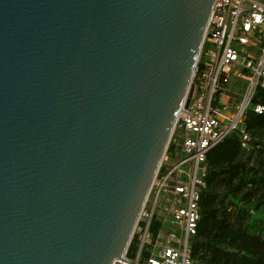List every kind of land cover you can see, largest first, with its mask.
I'll use <instances>...</instances> for the list:
<instances>
[{
  "label": "water",
  "instance_id": "obj_1",
  "mask_svg": "<svg viewBox=\"0 0 264 264\" xmlns=\"http://www.w3.org/2000/svg\"><path fill=\"white\" fill-rule=\"evenodd\" d=\"M212 4L0 0V264H121Z\"/></svg>",
  "mask_w": 264,
  "mask_h": 264
},
{
  "label": "built area",
  "instance_id": "obj_2",
  "mask_svg": "<svg viewBox=\"0 0 264 264\" xmlns=\"http://www.w3.org/2000/svg\"><path fill=\"white\" fill-rule=\"evenodd\" d=\"M203 41L208 47L200 51L192 73L191 100L171 136L173 154H164L134 227L135 255L126 251L121 264H139L145 245L149 252L142 264H203L193 258L190 244L201 219L207 152L235 130L248 149L250 135L242 119L248 109L264 110L251 104L256 87L264 88V1L213 0ZM232 78L246 82L239 98L228 88ZM154 217L161 221L155 238L149 230Z\"/></svg>",
  "mask_w": 264,
  "mask_h": 264
},
{
  "label": "trees",
  "instance_id": "obj_3",
  "mask_svg": "<svg viewBox=\"0 0 264 264\" xmlns=\"http://www.w3.org/2000/svg\"><path fill=\"white\" fill-rule=\"evenodd\" d=\"M234 86L239 87V98L246 82L239 79ZM251 104L264 108V88L256 87ZM241 126L250 135L248 149L242 148L235 130L206 155L201 219L190 244L193 258L203 264H264V110L248 109ZM173 147L169 145L167 153L172 154ZM159 227L161 221L154 217L149 228L153 238ZM137 244L134 235L128 257H134ZM148 246L139 264L148 255Z\"/></svg>",
  "mask_w": 264,
  "mask_h": 264
},
{
  "label": "rangeland",
  "instance_id": "obj_4",
  "mask_svg": "<svg viewBox=\"0 0 264 264\" xmlns=\"http://www.w3.org/2000/svg\"><path fill=\"white\" fill-rule=\"evenodd\" d=\"M262 1H264V0H262ZM237 82H238V81H236L235 78H232V79H231V84L228 86V88H229L230 90H234L235 92H237V90H239V87H238V86H234ZM178 117H179V116H178ZM177 129H178V128H177V126L175 125V127H174V129H173V133H172V134H174V137H175V135L178 133ZM172 143H173V140L170 139L169 145H171ZM169 145H168V147H169ZM178 150H179V148H177V152H178ZM172 154H173V153H172ZM172 154H170V155H172ZM173 160H174V158L171 157L170 162H173Z\"/></svg>",
  "mask_w": 264,
  "mask_h": 264
}]
</instances>
